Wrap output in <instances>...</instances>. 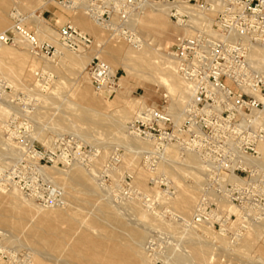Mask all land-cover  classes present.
<instances>
[{
    "label": "rangeland",
    "instance_id": "rangeland-1",
    "mask_svg": "<svg viewBox=\"0 0 264 264\" xmlns=\"http://www.w3.org/2000/svg\"><path fill=\"white\" fill-rule=\"evenodd\" d=\"M27 7L29 10H27ZM16 9H19L24 17H27L34 12L35 15L42 20V30L44 33L53 38H56V34H58L59 31L70 21L79 30L93 39L94 45L92 49L87 52V59L93 57L97 52L102 56L100 60L106 61L108 58L107 64L111 63L110 65L113 70L118 71V81L115 90H111V92H108L107 90L97 91L91 84L87 74L86 68L88 66V61L86 62L87 64L85 63V68H82L79 59H77V63H74L69 60V57H67L72 55L75 58V56L79 55L84 59L83 55L80 53H70V50L68 51L67 49L63 51V54H66V56L58 55L54 52L53 56L48 57L47 60L44 61L45 58L33 57V55L29 53L27 46L24 47L19 45L18 41L13 45H2L3 49L7 51L5 53H0V82L4 84V88L0 91V108H6L7 110L5 111L7 114L0 116V166H3L6 171H10L17 165L16 159H18L19 153L12 143L10 144L14 149L12 150L13 153L10 155L4 154L8 147L6 146L3 132L4 124L9 121L10 118L16 116L17 119L26 120L30 127L29 132L35 142L34 145L38 150L43 151L44 153L48 152L49 148L52 146V142L57 137L74 136L78 141H81V144L85 147L84 155L77 150L76 147L67 143L65 145L63 144L64 146L58 149L57 154H63V156L68 157V159H65V161L60 159V163L57 165L52 163L48 164L47 168L59 169L58 172L61 171L59 173H62L64 178V175H67L69 170H71V166H78L79 170L83 171V173L86 172V174H89L90 170H93L91 171L92 173L90 172L93 175L90 176V174H87V176H89L92 181L95 178L93 185L95 184L98 190L96 193H87L85 189H83L85 187L78 188V186L70 182L68 177H66V180L61 177V179L64 180L62 182L63 184L65 182L67 183L68 178V184L65 183L62 185L60 184L61 181L57 184L58 182L55 183L52 176H47V174L46 176H39L38 173L27 167L18 166L17 173L21 180L35 191L42 193L47 190V185L49 184L55 188L57 186V189L62 190L65 196V205L58 208L53 207L56 208V210L51 211L50 213L69 214L71 216H69L70 218H67L65 222L52 216L37 218L35 221L36 234H33L31 233L32 228H27L31 217L33 216V211L29 207L24 206L21 202L7 200V194L3 193L2 189H0V264H59V261L61 262L60 264H63V260L67 257L66 255H68L69 252H72V247L84 248L77 252L79 257H91L94 253L88 251V247L85 248V245H78V236L76 232H85V234L91 235L95 238L113 234L118 243L121 245H129L133 240L131 231L134 229H139L140 231L145 230L143 231L145 236L141 244V251L147 254L150 259L153 258L151 264H168L169 262L171 264L177 258L180 261L179 264H200L201 262L196 261L194 258L190 245L187 246L189 238L182 235L183 227H185L186 224L181 222L178 209L173 208L171 204H166V201L159 202L158 199L155 198L156 195H154L155 191L163 194L165 193L167 195H165V200H167L166 197H168L169 203L173 198L177 197L180 192H182V187L184 185L183 181L185 180L183 178L182 180L180 176L177 175V172L172 170H158L157 164H159V161L154 165L155 169L157 168V171L153 172L151 167L149 168L148 165H146L145 155L138 159H134L124 147L122 148V146L119 145L120 148L118 146L116 143L118 141V136L102 126V121L105 118L110 116L112 118L116 117L115 114L119 112L121 106L126 105V103L137 107L138 105L145 103L146 106L157 109L168 107L169 99H163V96L166 95L165 89L158 83L156 77H136L135 72H137L138 69L131 61H127L130 70L126 73L125 69L121 66V64L124 63L123 60L125 59V54L123 53L115 58L111 53V50H109V47L122 46L124 47L123 50L126 51L130 49V45L117 39H109L108 32L95 25L92 18L87 16L85 12L80 11L78 13H72L66 8H62L55 3H46L44 0H0V19L3 18L6 21L5 27L0 28V34L12 28L14 22L10 15L16 13ZM48 10H51L55 14V17L53 14L47 13ZM74 14H76L75 19L72 21ZM85 21L94 25L95 28L98 29V32L96 34L85 32L81 26V23ZM24 23L29 31L41 40H44L45 42L47 41L55 51L57 50L55 44L36 34L35 27L31 24L30 20H25ZM169 23L171 22L169 21ZM171 26L174 29L172 23ZM52 32H55V36H53ZM177 35L178 34H173L174 37L171 36L170 46L167 45L166 47L167 54L169 53L173 40ZM44 66L45 68H42ZM82 71L85 72L83 73ZM20 95L24 97L22 107L27 109V114L21 113V105L18 106L14 102V98H17ZM10 106L12 108H10ZM87 112L89 114H87ZM90 113L99 117V119L102 120H100L101 123H98L97 125L94 124L95 126L92 124L91 126V123L85 120V115H90ZM116 115H118V113ZM132 117L134 118V116H131V119L125 123L126 129L124 131L126 132H128L127 127L132 121ZM99 124L101 125L99 126ZM36 130H38V132ZM75 130L77 131V134ZM36 132L43 133L45 136H52L53 141H50L51 143L49 142L47 144L42 143L37 139ZM64 132H68L69 134H64ZM70 133H72V135ZM85 135L88 137L85 138ZM14 153L16 156H13ZM114 153L120 155L121 161L118 165L111 167V165H109L110 159ZM182 156H184L183 153H181V157ZM5 157L9 158L4 159ZM1 159H3V161ZM74 159L76 160L73 161ZM7 161H9L10 164ZM138 171H143L147 175L145 182L140 185L135 183V177ZM153 177H160L162 179V184L164 186H162L161 189H156L150 184ZM125 178L130 181L129 183H131L133 187L134 196L131 199H128L130 201L119 199L116 193ZM48 179L50 181H48ZM180 185L181 187H179ZM72 186H76V188L73 187L74 189H72ZM9 188H15V190L21 192L16 187H6L4 189L6 190L5 192H7V190L9 191ZM201 189L202 187L199 188L200 191L198 190L199 192L197 191L196 193L197 200L200 199ZM21 195L27 200V202H32L37 208H42V210L46 211L52 210V207L42 206L40 205L41 203L26 197L23 193H21ZM102 196H104L103 198L106 199V201ZM147 196L153 202V210L150 206L145 205V199L148 198ZM99 197L107 204L99 201ZM107 200L108 202L111 201L110 204L113 205V207H111ZM131 200L133 202H138L139 204L141 203L142 207L143 205L147 206V208L149 207L151 211L154 214H158L160 218L155 217V219H153L154 217L152 218L150 216V220L148 219L146 222L139 221L142 223V225H140V223L135 220V211L128 208L129 206L130 208L132 207L131 204L133 202ZM127 204L130 205L125 207ZM66 205L68 209H65ZM103 205L107 206L109 212L117 217L116 221L110 219V217H105L102 214ZM123 205L125 206L123 207ZM195 210L196 208L191 212L193 216ZM119 213L120 215H118ZM121 213L124 215L125 220H123ZM193 216H190L189 218L190 224L192 223ZM158 218L160 220H157ZM133 219L135 221H131ZM235 220L236 216L234 215L231 223L228 225L230 228H227L229 232L226 231L227 233L225 232V235H223V237L231 244L235 242L233 240L235 239V231H241L245 234L244 229H241L243 227L239 225L232 226ZM159 221L161 222L159 223ZM162 222L166 224H163ZM132 223L134 225L138 223L136 228ZM161 223L166 226H163L165 227L164 229L160 226ZM169 227H171L170 229L172 231ZM173 227H176L175 230L177 229L176 231H179V234L172 229ZM191 227H194V224ZM257 228L260 230L258 229L259 232L257 230V239L254 240V243L252 242V247L247 249L242 242L237 243L238 241H236L235 244L237 243V247L235 250L238 252L233 254H224V252L217 251L215 248L213 249V254H217V256H215V260L209 264H264V228L263 225H259ZM173 231L176 233V236ZM211 231L218 235H220L221 232L219 228L214 229L212 226ZM55 235H59V238L56 239V237H54ZM10 236H12V240L16 238L14 240L15 243H10V241H12ZM221 236H219V238H222ZM56 240H58V248L54 249ZM51 243V246L48 245ZM12 244H17L16 246L19 248L12 246ZM65 244H69L70 246L69 251H67L66 254L63 252ZM149 244H151V247H149ZM177 245H179V247ZM36 250L42 252L40 253L41 257H38L39 255L37 254V256L34 253ZM155 258L157 260H155ZM192 260H194V262ZM71 264L81 263L73 261ZM201 264H208V262Z\"/></svg>",
    "mask_w": 264,
    "mask_h": 264
},
{
    "label": "built area",
    "instance_id": "built-area-1",
    "mask_svg": "<svg viewBox=\"0 0 264 264\" xmlns=\"http://www.w3.org/2000/svg\"><path fill=\"white\" fill-rule=\"evenodd\" d=\"M62 8H80L87 16L104 27L109 36L137 47L140 42L130 28L131 17L145 6L161 7L170 22L181 30L173 40L169 57L177 74L193 90L182 123L176 124L163 109L148 107L128 124L129 133L153 144L145 155L148 167L154 171L159 155L169 146L182 152H193L202 165L203 186L195 210L194 225H211L227 230L234 215L219 205V198L235 206L241 213V227L264 218V65L255 58L264 52V0H44ZM13 27L0 35V44L13 45L24 41L35 57L53 56L54 48L40 41L28 30L25 21L13 13ZM59 42L75 53L92 49L93 39L71 24L58 33ZM91 84L97 91L115 90L118 71L94 57L87 67ZM4 84L0 82V91ZM22 95L14 98L22 107ZM164 100L168 98L164 95ZM22 107L21 113L27 114ZM4 137L18 150L13 170L0 166V189L16 187L26 197L42 206L63 207L64 192L52 185L42 193L24 183L17 167L46 176L48 164L57 165L58 149L66 143L83 155L85 147L74 136L57 137L48 152L40 151L26 120L16 116L4 126ZM64 144V145H63ZM74 159L73 161H75ZM114 153L111 167L120 163ZM124 179L116 191L119 199L134 196L132 184ZM150 184L161 189L162 179L153 177ZM152 201L145 205L152 209ZM227 219V220H226ZM237 221V217L235 222ZM234 222V223H235ZM151 247V244H149Z\"/></svg>",
    "mask_w": 264,
    "mask_h": 264
},
{
    "label": "bare ground",
    "instance_id": "bare-ground-1",
    "mask_svg": "<svg viewBox=\"0 0 264 264\" xmlns=\"http://www.w3.org/2000/svg\"><path fill=\"white\" fill-rule=\"evenodd\" d=\"M27 10H29L28 7H27ZM67 10L72 12V13H78L80 11H83L80 8H73V9H67ZM15 11L17 12L18 15H21L23 17L24 21L25 20L31 21V24L35 27L36 34L38 36H40L41 38H46L49 42L56 45V47H57L56 53L58 55L66 56V54H63V51L67 50V48H65L59 42V35L56 34V38H53V37L46 35V33H44V31L42 30L43 25H42V20L40 17H37L34 12H32L29 16L24 17L21 14V12L19 11V9H16ZM75 15L76 14L73 15L72 21L75 19ZM11 16L13 18L15 16V14L12 13L10 15V17ZM167 19L168 18L165 14V11L161 7H159V6H145V7H143L139 12L135 13L131 17V20H130V28L132 29L133 33L135 34L137 40H139V42H140L139 46H137V47L130 46V49H128L126 51L123 50L124 47H122V46L121 47L113 46L111 48L109 47V50H111V53L115 56V58L119 57L123 53L125 54V57H124L125 59L123 60L124 63H122L121 66L125 69L126 73H128V71L130 70V68L127 64V61H131L137 66V69H138V71L135 72L136 77H140V78L141 77H146V78H155L156 77L157 78L158 83L165 89V92H166L165 96L169 99L168 100L169 106L168 107H162V109L171 115V117L173 118V120L176 124H180L184 119L185 109L191 101V98L193 95V90L189 86V84H187L177 74L176 67H175L173 61L169 57V54L166 53L167 45L170 46L171 36H173V34L179 35L181 33V30L178 29L176 26H174V29H173V27L171 26V23H169L170 20L168 19L169 20L168 21ZM68 24L73 25L70 21L68 22ZM94 24L97 25L98 27H101L102 29H104V27L99 25L96 21H94ZM5 25H6V21L3 18H1L0 19V28L5 27ZM73 26L76 27L75 25H73ZM81 26L85 30V32H87V33L96 34L98 32V29H96L94 25H92L86 21L82 22ZM3 33L4 32H2L0 35H2ZM52 33H53V36H55V32H52ZM38 39L42 42H45L44 40H41L40 38H38ZM109 39H113V38H111V36H109ZM18 43H19V45L26 47V44L24 43V41L19 39ZM2 45L3 44H0V53L1 52L5 53L7 50L3 49ZM70 53H71V51H70ZM80 54L83 55L84 59L79 55L75 56V58L72 55L67 56V57H69L70 58L69 60L74 62V63H77V59H79L80 65H82V68H85L87 61H88V65H89L90 61L94 57H97L99 59H101V57H102L99 52L95 53V55L93 57L88 58V59H87V52L80 53ZM79 57H81V58H79ZM43 58H45V57H42V59ZM255 58L257 59V61H259L260 65H264V52H257ZM45 60H47V58H45L44 61ZM107 60H108V58L106 59V61H104L106 64H107ZM108 64L107 65L113 70V68L110 65L111 63H108ZM43 65H44V63H43ZM42 68H45V66ZM113 72L115 73L116 70H113ZM2 93H4V92H2ZM10 108H12V107L10 106ZM146 108H148V106H146L145 103L138 105V107L130 105L129 103H126V105L121 106V108L119 109V112L116 111L118 113V115H116L117 114L116 113L115 114L116 117H114V118H112L110 116L108 118H105L102 121L101 119H99V117L95 116L94 114H91L92 113V111H91L90 115H87V114H89L87 112V114L85 115V120L88 121L89 123H91V126H92V124H93V126H95L98 123H101V121H102L103 124L105 125L104 126L102 124V126L106 127L105 129L109 130L110 132H112L118 136V141L116 142L118 144V146L121 145L122 148L124 147L126 149V151L133 156L134 159H138L139 157H142L144 155L151 153L154 149V146L151 142L146 141V140H142V139L138 138L137 136H135L129 132L124 131L126 129L125 123H127L131 119V116H134V117L137 116L139 113H141V111H143ZM5 110H7V109L6 108L5 109L0 108V116H4L7 114V112ZM17 112H18V110H17ZM100 125L101 124H99V126ZM72 127H74V126H72ZM73 129H75V128H73ZM52 130H54V129H52ZM36 131L38 132V130H36ZM77 131H79V130H77ZM77 131H76V134H77ZM3 132H4V130H3ZM37 132H36V137L42 143L47 144L50 141L51 142L53 141L52 136H50V135L45 136V135H43V133H40L41 131L39 133H37ZM65 133L66 132H64V134ZM66 134H69V133L67 132ZM70 134L72 135V133H70ZM86 137H88V136L85 135V138ZM82 138H83V136H82ZM5 143H6V146L8 147V149H6L7 151L4 154H9V155L12 154L13 153L12 150H14V149L12 148L11 144L6 139H5ZM105 148H106V146H105ZM260 149L264 153V146H261ZM180 151L181 150L177 146H169V147L165 148L164 151L161 152V154L159 155V160H158L159 164H157V165H158V170L159 169L172 170L174 172H177V175H179L181 179L183 178L185 180V181H183L184 185L182 184L183 185L182 192L179 191L180 194H178L177 197L173 198L169 203H168V201H169L168 197H166L167 200H165V195H166L165 193L163 194L161 192L155 191L154 195H156L155 198L158 199L159 202H165L166 201L167 202L166 204H168V205L171 204V206H173V208L178 209L181 222L186 224V226L183 227L182 235L189 238V241H187V240H185V241L189 242V243H187V246L190 245L196 261H199L201 263H207L208 262V264L212 263L215 260V256H217V254L216 255L213 254V249H215V248H216L215 250L222 251V252H224V254L225 253H227V254L232 253L233 254L235 252H238L237 250H235V248L237 247V243H239V242H242L243 245L245 246V248H247V249L252 247L253 246L252 242L254 243V240L257 239L256 238L258 235L257 233L260 230L259 228H257V226L263 225V228H264V218L261 221L246 225L243 228H241V229H244L245 234L242 233L241 231H237V232L235 231V235H234L235 239H233V240L235 242L238 241L236 244H235V242H233L231 244L229 241H227L223 237V235H225L224 233L228 230H226V231L221 230L220 235H218V234H215L214 232L211 231V225H198V226L194 225V227H191L193 225V223H191L192 225L190 224L189 218H190V216H193L191 214L192 210L194 208H197V206L199 204V200H197V196H196L197 194L196 193L199 190V188H201L203 186L204 171H203L202 165L200 163V160H199V157L197 156V154H195L193 152H182V151L180 152ZM181 153H183V155H184L182 157H185V158L181 157ZM130 154H128V155H130ZM13 156H16L15 153ZM6 158L7 157H5L4 159H6ZM1 160L3 161V159H1ZM7 162L9 163V161H7ZM4 164H6V163H4ZM146 165H147V163H146ZM58 170L59 169H55V168H49V169L44 168L43 172L46 173L47 176L48 175L50 177L52 176L55 183L58 182L57 184H59L60 183L59 181H61L60 184L64 185L66 182L64 184L62 182L64 180H66V177H68L70 179V182L74 183L76 186H78V188L85 187L83 189H85V191L87 193H96L97 192L98 189H97L96 185L95 184L93 185V183L95 182L94 181L95 178L93 177L94 180L92 181L91 178L89 176H87L88 173L87 174H86V172L83 173V171L79 170L78 166H74V167L71 166V170H69V173L67 172L68 174L64 175L65 178L63 177L62 173L61 174L59 173L61 171L58 172ZM91 171H93V170H90V172ZM155 171H157V168L156 169L154 168L153 172H155ZM90 172H89L90 176L93 175V174H91L92 172L91 173ZM60 175H62V176H60ZM59 176H60V178H59ZM61 177H63L64 180H62ZM68 178H67L66 184H68V182H69ZM146 178H147V175L143 171H138L137 175L135 177V183L137 185L143 184L145 182ZM180 178H178V179H180ZM48 181H50V180L48 179ZM76 186H72V189L76 188ZM179 187H181V185ZM56 188H57V186H56ZM2 191H3V193L7 194V197H8L7 200H13V201L21 202L24 206L29 207L33 211V216L31 217V219L29 221L30 225L29 224L27 225L28 229L32 228L31 233H33V234L34 233L36 234L35 221L37 218H40V217L44 218V217L52 216V217H56L57 219L63 220L65 222V220H67V218H70L69 216H71L69 214L66 215V214H59V213H57V214L50 213L51 211L56 210V208H53V207H52V210H49V211L42 210V208L41 209L37 208L36 206H34V204H32V202H27V200H25V198H23V196L21 195V192L15 190V188L14 189L9 188V191L7 190V192H5L6 190H4V189H2ZM100 197L98 198L99 201H101V202H104V200L106 201V199L103 198L104 196H102V198L104 200L103 199L101 200ZM135 200H136V198H135ZM128 201H130V200H128ZM107 202H108V200H107ZM110 202H108V203L110 204ZM218 202H219V205L222 208H224L226 210V212H228L229 215H235L237 217V221L232 226H235L236 224H241L240 223L241 213L237 207L232 206L231 204L227 203L223 198H219ZM105 204H107V203H105ZM130 204H131V202H130ZM130 204H127V206H125L126 205L125 204V205H123V207L124 206L128 207V205H130ZM131 206H132L131 208H130V206L128 208L135 211L136 222L137 221L138 222L139 221L140 222H146V221H148L150 216L152 218L154 217L153 219H155V217L156 218L159 217V215L154 214L149 207L147 208V206L143 205V207H144L143 208L141 206V203L139 204L138 202H133L131 204ZM65 207H66L65 209H68L67 205ZM111 207H113V205H111ZM59 209H63V208H59ZM124 210H125V208H124ZM102 214L105 217H110V219H112V220H115V221L117 220V217L114 216L111 212H109V209L107 208V206L103 205ZM118 215H120V213ZM121 216L123 217V220H125L124 215H122V213H121ZM159 218L157 220H160ZM135 220L133 219L131 221H135ZM160 222L161 221H159V223ZM133 223H132V225H134ZM162 223L160 224V226H162V228L164 229L166 226L162 225ZM163 224H166V223H163ZM136 225H134L135 228H136ZM140 225H142V223H140ZM169 225H170V223H169ZM163 226H165V227H163ZM170 228L171 227H169V229ZM175 228L176 227H173L172 229L175 230ZM228 228H230V227H228ZM257 230H258V232H257ZM143 231H145V230H143ZM143 231H140L139 229L132 230L131 234H132L133 240H132L131 244H129V245H121L120 243H118V241L115 240V236L113 234H108L107 236H100V237L95 238V237H92L91 235L85 234V232H83V233L82 232L81 233L76 232V234L78 236L77 237L78 245H82V246L85 245V248L88 247V251H92L94 253V255L91 257L85 256V258H84V256L79 257L77 255V252L83 250L84 248L72 247L73 248L72 252H69V254L66 255L67 257L65 258V260H63V264H71L73 261H77L78 263H81V264L82 263L83 264H151L153 258L150 259L147 256V254H145L141 251V244H142V241H143L144 236H145V233ZM177 232L179 234V231H176V233ZM4 233H6V232H4ZM173 233H175V232L173 231ZM176 233H175V236H176ZM221 234H222V236H221ZM261 234H262V232H261ZM175 236H174V238H175ZM184 236H183V238L185 239ZM219 236H221L222 238H219ZM54 237H56V239H57V238H59V235H55ZM10 238H11V240L13 239L12 236H10ZM183 238H181V239H183ZM14 240H12V241L9 240V241H10V243L11 242L15 243ZM16 242H18V241H16ZM174 242H176V241H174ZM211 244H213V245H211ZM16 245L17 244H14V245L12 244V246H14V247ZM48 245L51 246L52 243L48 244ZM177 246L179 247V245H177ZM16 247H18V246H16ZM20 247H21V245H20ZM145 247H144V249H145ZM57 248H58V240H56L55 246H54V249H57ZM69 248H70L69 244H65V246L63 248V252L66 254L67 251H69ZM34 253L36 255L38 254L39 255V256L37 255L38 257H41L40 253H42V252H39L36 250ZM43 254H42V257H43ZM80 255H82V254H80ZM221 255H223V254H221ZM45 257H47V256H45ZM46 259H48V258H46ZM155 260H157V259L155 258ZM192 261L194 262V260H192ZM179 262L180 261L177 258L171 264H179ZM60 263L61 262L59 261V264ZM182 263H183V261H182ZM168 264H170V262Z\"/></svg>",
    "mask_w": 264,
    "mask_h": 264
},
{
    "label": "crops",
    "instance_id": "crops-1",
    "mask_svg": "<svg viewBox=\"0 0 264 264\" xmlns=\"http://www.w3.org/2000/svg\"><path fill=\"white\" fill-rule=\"evenodd\" d=\"M47 13H51V14H53L54 17H55V14H54L51 10H48ZM43 19H44V18H43ZM44 21H45V19H44Z\"/></svg>",
    "mask_w": 264,
    "mask_h": 264
}]
</instances>
